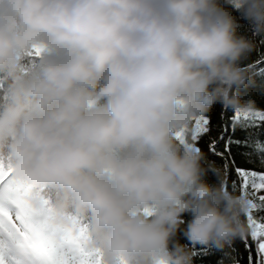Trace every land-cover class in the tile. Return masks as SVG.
Here are the masks:
<instances>
[{
  "label": "clouds",
  "instance_id": "1",
  "mask_svg": "<svg viewBox=\"0 0 264 264\" xmlns=\"http://www.w3.org/2000/svg\"><path fill=\"white\" fill-rule=\"evenodd\" d=\"M225 2L264 32V0ZM237 27L217 0H0V152L34 205L87 221L106 264H191L169 248L189 211L193 243L250 231L248 198L204 182L205 154L177 136L217 102L252 110Z\"/></svg>",
  "mask_w": 264,
  "mask_h": 264
},
{
  "label": "trees",
  "instance_id": "2",
  "mask_svg": "<svg viewBox=\"0 0 264 264\" xmlns=\"http://www.w3.org/2000/svg\"><path fill=\"white\" fill-rule=\"evenodd\" d=\"M217 3L236 21V35L253 44L252 49L239 61L248 72V78L245 85L236 91L243 104L251 102V111L264 113V32L255 33L240 11L225 0H217ZM25 63L31 66L30 58ZM5 99L6 83L0 78V105ZM203 117L208 121L207 131L196 141L190 134L186 136L189 144H194L205 154L201 162L202 179L213 187H219L222 183L227 191L239 194L237 169L264 171V120L237 117L232 107L220 102L215 103ZM53 194L54 190L49 189V195ZM220 206L223 207L222 202ZM254 215L264 218V205L255 209ZM182 219L183 223L170 240L169 248L177 243L185 246L191 253V264H262L258 248L260 238L253 239L250 231L237 236L223 248L205 246L191 242L184 235L192 213H183ZM240 219L247 222L248 215H242Z\"/></svg>",
  "mask_w": 264,
  "mask_h": 264
},
{
  "label": "snow or ice",
  "instance_id": "3",
  "mask_svg": "<svg viewBox=\"0 0 264 264\" xmlns=\"http://www.w3.org/2000/svg\"><path fill=\"white\" fill-rule=\"evenodd\" d=\"M39 54V49H34ZM239 115V114H238ZM207 120L200 117L193 130L180 132L184 139H195L206 131ZM239 189L249 201L248 222L253 239L260 238L264 252V218L254 210L264 205V171L237 169ZM35 187L14 176L0 152V264H106L103 253L95 247L88 233L87 221L74 217L59 223L50 200L43 196L39 205L29 199Z\"/></svg>",
  "mask_w": 264,
  "mask_h": 264
},
{
  "label": "rangeland",
  "instance_id": "4",
  "mask_svg": "<svg viewBox=\"0 0 264 264\" xmlns=\"http://www.w3.org/2000/svg\"><path fill=\"white\" fill-rule=\"evenodd\" d=\"M236 116L237 117H241V118H246V119H254V120H264V113H260V112H254V111H250L249 113H247L246 115H238L236 113ZM206 119V118H205ZM207 120V119H206ZM207 126H208V121H207V125H206V131H207ZM206 131L200 133L195 139H193V141H196L202 134H204ZM190 137L192 138L191 134H190ZM185 143L186 144H189L187 142V139H185ZM182 147L184 145H181ZM258 248H259V245H258ZM259 252L261 253V256H262V264H264V252L260 251L259 249Z\"/></svg>",
  "mask_w": 264,
  "mask_h": 264
},
{
  "label": "water",
  "instance_id": "5",
  "mask_svg": "<svg viewBox=\"0 0 264 264\" xmlns=\"http://www.w3.org/2000/svg\"><path fill=\"white\" fill-rule=\"evenodd\" d=\"M251 264V263H250Z\"/></svg>",
  "mask_w": 264,
  "mask_h": 264
}]
</instances>
